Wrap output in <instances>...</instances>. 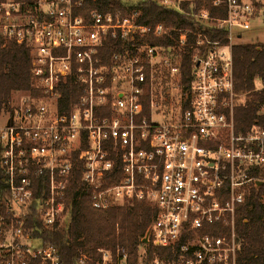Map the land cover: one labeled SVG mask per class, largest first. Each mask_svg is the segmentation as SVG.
I'll return each mask as SVG.
<instances>
[{
    "label": "built area",
    "instance_id": "1",
    "mask_svg": "<svg viewBox=\"0 0 264 264\" xmlns=\"http://www.w3.org/2000/svg\"><path fill=\"white\" fill-rule=\"evenodd\" d=\"M157 1L194 28L144 24L140 9L83 14L84 0H0V34L29 47L38 92L28 91L0 125V264H64L28 221L61 228L79 170L96 210L136 201L156 208L145 245L163 253L148 257L142 248L136 264H236L237 211L252 188L264 187V128L235 129L232 48L264 2ZM189 35L192 84L184 92L180 53ZM71 77L80 87L74 102L63 95ZM163 82L178 92L174 111L158 95ZM74 264L132 263L116 246L80 249Z\"/></svg>",
    "mask_w": 264,
    "mask_h": 264
},
{
    "label": "trees",
    "instance_id": "2",
    "mask_svg": "<svg viewBox=\"0 0 264 264\" xmlns=\"http://www.w3.org/2000/svg\"><path fill=\"white\" fill-rule=\"evenodd\" d=\"M262 7V4H257ZM132 9L142 12L140 22L155 24L163 22L174 27L194 28V20L176 11L162 8L157 0H84L80 8L83 14L88 11L127 13ZM212 14L217 12L212 9ZM177 36V33H173ZM157 42V41H154ZM165 47L173 45V40H158ZM193 39L189 35L187 47L180 53L181 85L184 92L191 89ZM235 91L240 95L234 111L235 129L247 131L253 126L264 128V43H237L232 48ZM30 49L24 44L6 40L0 34V115L11 110L13 93L19 91L38 92L32 86ZM260 84V87L258 86ZM79 84L75 78L68 79L64 87V98L76 101ZM144 112L148 113V95L143 100ZM184 107L189 106L186 100ZM61 111H67L61 109ZM82 170L76 172L67 194L66 204L69 216L63 226L56 230H46L34 215L28 225L37 228L36 235L44 244L53 245L64 264H74L78 251L92 253L99 247H125L132 264L140 258L142 248L147 249L148 257L162 254V249L142 242L143 237L156 219L157 210L145 201L107 210L91 207L90 197L81 182ZM46 193L47 182L36 181ZM7 195L4 171L0 165V211L4 208ZM39 195L36 198L41 197ZM236 229L239 243L236 264H264V187L252 188L251 194L240 206L236 215Z\"/></svg>",
    "mask_w": 264,
    "mask_h": 264
},
{
    "label": "rangeland",
    "instance_id": "3",
    "mask_svg": "<svg viewBox=\"0 0 264 264\" xmlns=\"http://www.w3.org/2000/svg\"><path fill=\"white\" fill-rule=\"evenodd\" d=\"M262 2H264V0H262ZM262 10L261 13H259L260 15L252 22V27L250 28V30L244 32L242 34V37L240 40H238V43H264V3H262ZM258 86L260 87V84H258ZM170 89V87H167L165 82L161 83V85H159L157 87L158 92H160V94H158L160 96L161 99H163L165 101V105H169L172 106V110L174 111L176 109V107L178 106V92H168V90ZM28 92L27 91H19V92H15L13 93L11 102H10V106H11V110H5L1 113L0 115V125L3 124V122L5 123L6 121V116L14 109V107H16V105L20 102L21 98L23 96H25ZM170 96L173 97V101H170ZM167 102V103H166ZM156 122H160L161 119L159 117H155L154 119Z\"/></svg>",
    "mask_w": 264,
    "mask_h": 264
},
{
    "label": "water",
    "instance_id": "4",
    "mask_svg": "<svg viewBox=\"0 0 264 264\" xmlns=\"http://www.w3.org/2000/svg\"><path fill=\"white\" fill-rule=\"evenodd\" d=\"M149 233H150V230H148V231L146 232L145 236H144L143 239H142V242H143L144 244H148V243H149Z\"/></svg>",
    "mask_w": 264,
    "mask_h": 264
}]
</instances>
